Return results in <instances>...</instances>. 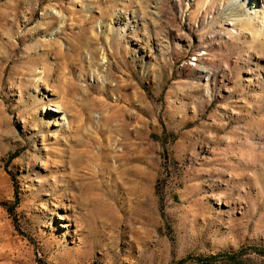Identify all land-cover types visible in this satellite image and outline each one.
<instances>
[{
    "label": "rangeland",
    "instance_id": "1",
    "mask_svg": "<svg viewBox=\"0 0 264 264\" xmlns=\"http://www.w3.org/2000/svg\"><path fill=\"white\" fill-rule=\"evenodd\" d=\"M259 5L0 0V264H264Z\"/></svg>",
    "mask_w": 264,
    "mask_h": 264
},
{
    "label": "bare ground",
    "instance_id": "2",
    "mask_svg": "<svg viewBox=\"0 0 264 264\" xmlns=\"http://www.w3.org/2000/svg\"><path fill=\"white\" fill-rule=\"evenodd\" d=\"M242 0H232V3H233V5H236V4H238L239 2H241ZM263 5V4H262ZM255 7H257V4L255 5ZM259 7H260V9H257V10H255L256 12H258V11H260V10H264V6H260L259 5ZM103 60H104V62H106L105 61V58H103ZM46 70H42V76L40 77V80L42 81V82H45L46 83ZM64 81V80H63ZM68 81V82H67ZM65 83H69V80L67 79V80H65ZM48 87H49V85H47ZM57 92V91H56ZM58 93V92H57ZM62 100L64 101V104H61V103H59V102H54V104H51L50 105V107H49V109L52 111V112H54V113H60V114H62L63 115V120H68V118H67V115L69 114V112H70V107H71V105H70V100H68V95H65V96H63L62 97Z\"/></svg>",
    "mask_w": 264,
    "mask_h": 264
},
{
    "label": "trees",
    "instance_id": "3",
    "mask_svg": "<svg viewBox=\"0 0 264 264\" xmlns=\"http://www.w3.org/2000/svg\"><path fill=\"white\" fill-rule=\"evenodd\" d=\"M222 256V264H247L240 253L227 252L222 254Z\"/></svg>",
    "mask_w": 264,
    "mask_h": 264
}]
</instances>
